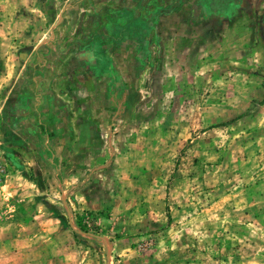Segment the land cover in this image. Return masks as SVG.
<instances>
[{
    "label": "rangeland",
    "instance_id": "1",
    "mask_svg": "<svg viewBox=\"0 0 264 264\" xmlns=\"http://www.w3.org/2000/svg\"><path fill=\"white\" fill-rule=\"evenodd\" d=\"M170 3L0 0V264H264L257 20Z\"/></svg>",
    "mask_w": 264,
    "mask_h": 264
},
{
    "label": "crops",
    "instance_id": "2",
    "mask_svg": "<svg viewBox=\"0 0 264 264\" xmlns=\"http://www.w3.org/2000/svg\"><path fill=\"white\" fill-rule=\"evenodd\" d=\"M171 1L170 10L168 13H164V20L178 19L183 23L184 18L189 14V9L195 10L208 17L207 19H213L214 21L227 20L230 24H240L243 26V31H250V25L244 26L243 17H249V22L252 24L251 19L255 18L257 22H254V30L259 31V38L261 43H264V0H167ZM174 1V2H172ZM179 4H178V2ZM177 2V3H176ZM194 5L191 6V4ZM245 22V21H244ZM260 43V47H263Z\"/></svg>",
    "mask_w": 264,
    "mask_h": 264
}]
</instances>
